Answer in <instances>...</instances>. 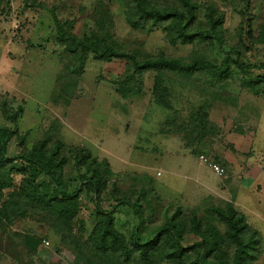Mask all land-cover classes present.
Masks as SVG:
<instances>
[{
	"label": "rangeland",
	"instance_id": "1",
	"mask_svg": "<svg viewBox=\"0 0 264 264\" xmlns=\"http://www.w3.org/2000/svg\"><path fill=\"white\" fill-rule=\"evenodd\" d=\"M196 2L202 22L210 4L223 14L221 45L218 39L174 41L168 25L135 29L122 0H0V126L16 127L9 155L30 152L39 140L48 147L62 140L107 162L113 176L101 208L111 209L114 188L143 211L138 220L127 206L113 210L114 227L126 238L137 231L149 239L179 212L181 244L191 246L200 240L191 215L223 233L213 208L232 203L259 233L247 264H264V72L258 67L264 64V0ZM52 13L78 39L104 30L108 41L138 58L165 55L210 67L169 74L164 106L153 92L155 73L131 78L126 60L92 54L81 63V51L70 52L58 39ZM236 59L256 67L240 70ZM14 114L15 125L7 118ZM56 172L69 191L84 174L73 164ZM11 177L17 186L21 175ZM45 216L30 210L25 218L0 219V264H127L100 257L85 243L98 219L88 197L78 203L69 234ZM193 256L187 251L159 264H188Z\"/></svg>",
	"mask_w": 264,
	"mask_h": 264
},
{
	"label": "trees",
	"instance_id": "2",
	"mask_svg": "<svg viewBox=\"0 0 264 264\" xmlns=\"http://www.w3.org/2000/svg\"><path fill=\"white\" fill-rule=\"evenodd\" d=\"M122 1L126 6L127 20L135 29L147 25H168L169 35L174 41L189 43L206 38L218 39L220 45L223 43L222 35L217 36V32L223 29L224 17L213 4L205 7L202 22L198 19L200 6L196 0ZM52 18L59 34L58 39L65 49L70 52L81 51V63H84L88 54H92L96 60L101 61L126 60L132 70L131 78L143 72L155 73L153 92L156 101L164 106H168L166 93L169 74L178 72L189 75L198 67H210L207 62L199 64L192 62V59L190 63H186L165 55L138 58L108 41L109 36L107 37L104 30L92 32L89 38L78 39L62 31V23L69 22L59 21L53 13ZM233 63L240 70L256 67L245 65L237 59ZM258 67L264 72V64ZM15 116L14 114L7 117L14 125ZM16 134V127L0 126V219L10 222L11 216L25 218L30 210L43 211L46 221H51L56 231L59 229L69 234L72 232L73 219L78 214V203L84 195L93 203L98 218L85 243L96 253L100 252V257H117L116 259L127 264H159L163 259L179 260L187 251H191L194 256L188 264H247L249 259H252L250 251L258 245L254 237H259V233L251 229L245 216L232 203L213 208L214 215L225 228L223 233L213 225L203 228L200 219L194 213L191 215L190 228L194 234H199L200 239L191 246L184 247L181 244L179 212L174 214L168 223L160 226L149 239L141 240L137 231L126 238L114 227L113 210L127 206L138 220L142 218L143 211L138 200L118 197L114 188L111 190L114 198L111 209L101 208L99 200L106 191L110 177L113 176L107 162L99 161L81 146H67L62 140H54L50 147L45 140H39L30 152L9 155L8 143ZM25 138V135H22L18 139L24 142ZM71 164L84 172L73 191L66 188L61 175L56 172L60 167ZM12 174L21 175L17 186L11 177ZM249 233L253 238L247 237ZM160 249L167 252L160 254Z\"/></svg>",
	"mask_w": 264,
	"mask_h": 264
},
{
	"label": "built area",
	"instance_id": "3",
	"mask_svg": "<svg viewBox=\"0 0 264 264\" xmlns=\"http://www.w3.org/2000/svg\"><path fill=\"white\" fill-rule=\"evenodd\" d=\"M201 160H203V157L200 158ZM212 169L214 172H216L219 175H222V173L224 172V170L222 168H220L219 166L213 164L211 165Z\"/></svg>",
	"mask_w": 264,
	"mask_h": 264
},
{
	"label": "crops",
	"instance_id": "4",
	"mask_svg": "<svg viewBox=\"0 0 264 264\" xmlns=\"http://www.w3.org/2000/svg\"><path fill=\"white\" fill-rule=\"evenodd\" d=\"M198 160H199L200 163L202 162V161H200L199 157H198ZM201 164H202V163H201Z\"/></svg>",
	"mask_w": 264,
	"mask_h": 264
}]
</instances>
